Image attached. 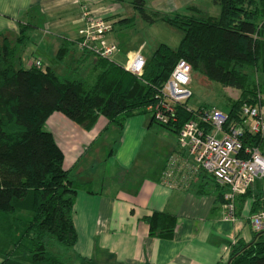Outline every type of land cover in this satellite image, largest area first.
Wrapping results in <instances>:
<instances>
[{"label": "trees", "instance_id": "trees-1", "mask_svg": "<svg viewBox=\"0 0 264 264\" xmlns=\"http://www.w3.org/2000/svg\"><path fill=\"white\" fill-rule=\"evenodd\" d=\"M218 17L149 13L144 0H133L142 19L163 21L183 33L176 48L160 43L146 59L141 75L109 59L94 57L91 72L83 76V62H69L71 72L21 65L19 48L29 25H21L13 43L0 33V256L1 264H95L74 252L78 232L74 205L79 185L64 168V152L46 127L53 112L90 130L100 116L119 128L136 114L147 113L181 58L193 71L223 86L240 90L227 107L229 121L239 120L243 103L252 102L264 85L247 69L264 73V0H214ZM62 47L59 59L69 50ZM177 107V120L161 124L174 133L191 119L194 109ZM201 108V107H200ZM152 120H154L152 118ZM263 137L246 134L245 145L257 146ZM247 192L241 196H246ZM222 197V195H221ZM264 207L262 198L253 203ZM263 209V208H262ZM152 237L171 239L177 216L153 212L145 216ZM63 248L64 250H60ZM225 264H264V231L253 240L231 244Z\"/></svg>", "mask_w": 264, "mask_h": 264}, {"label": "crops", "instance_id": "crops-1", "mask_svg": "<svg viewBox=\"0 0 264 264\" xmlns=\"http://www.w3.org/2000/svg\"><path fill=\"white\" fill-rule=\"evenodd\" d=\"M144 3L149 13L159 16L190 15L197 10L204 17H218L221 12L214 0ZM83 7L113 23L106 38L114 43L118 24L145 23L133 0H0V33L14 43L21 25H29L19 48L21 65L27 68L40 60L42 67L65 74L61 63L69 68V62H89L77 48L79 31L85 25ZM180 41L168 45L176 48ZM144 46L119 49L111 61L124 66ZM62 47L69 53L59 59ZM89 58L92 61L94 57ZM122 60L125 63L121 64ZM155 122L147 112L129 117L119 128L100 116L94 127L86 130L61 112L48 117L46 127L64 152V168L79 185L74 205L78 232L74 252L95 264H225L232 243L253 240L250 217L264 208H253L256 198L264 202V178L250 186L248 195L237 198V222L225 220L224 188L213 176L201 174L187 188L171 187L163 181L178 140L176 133L158 122L155 126ZM257 147L264 153V137ZM156 211L177 216L173 238L149 235L144 218ZM2 261L0 256V264Z\"/></svg>", "mask_w": 264, "mask_h": 264}, {"label": "built area", "instance_id": "built-area-1", "mask_svg": "<svg viewBox=\"0 0 264 264\" xmlns=\"http://www.w3.org/2000/svg\"><path fill=\"white\" fill-rule=\"evenodd\" d=\"M83 20L85 25L79 31L77 48L111 60L119 50L116 43L106 38L114 29L113 23L93 15L86 7H83ZM145 64L140 50L124 67L141 75ZM31 65L41 67L42 63L34 60ZM193 72L188 61L183 58L177 61L156 101L146 108L156 122L170 124L177 120V107L192 97ZM194 111L196 119L186 121L177 133L178 150L167 160L163 181L171 187L187 188L201 174L213 176L224 188V219L237 222V198L256 180L264 178V153L257 146L244 143L247 133L264 137V93L242 104L239 120L229 121L228 113L217 107H201ZM250 221L254 232L264 231V208L252 214Z\"/></svg>", "mask_w": 264, "mask_h": 264}, {"label": "rangeland", "instance_id": "rangeland-1", "mask_svg": "<svg viewBox=\"0 0 264 264\" xmlns=\"http://www.w3.org/2000/svg\"><path fill=\"white\" fill-rule=\"evenodd\" d=\"M116 35V43H119V49L125 50L127 48H138L140 45L144 44V49L142 50V55L144 57L151 56L154 50L158 47L160 43H166L169 45H177L178 39L182 38L183 33L172 27L171 25L159 21L150 25L149 23H140L132 21L126 25H117L116 30L113 32ZM89 59V62H93L95 58ZM85 62L81 64L80 72L83 76H87L91 72L92 63ZM125 63L124 60L120 62ZM60 66H65V74L68 75L72 68L68 69L66 64L61 63ZM75 62H73V67H75ZM63 69V68H62ZM248 72L253 77V80L264 85V73L262 71H253L252 69H247ZM192 89V97L187 101V106L193 109L200 107H217L224 112L227 111V107L235 101L239 95L240 90L232 87L223 86L221 83L209 80L204 75L193 72L192 82L190 85ZM155 126H159L155 122ZM171 132V131H169ZM171 134V133H170ZM172 138L174 133H172ZM154 138V137H153ZM162 139V137H158ZM60 250H64L60 248ZM80 260H75L74 264H80ZM87 264V263H85Z\"/></svg>", "mask_w": 264, "mask_h": 264}]
</instances>
